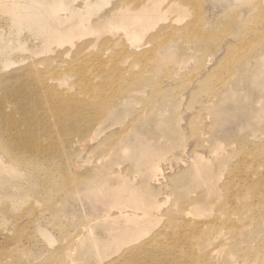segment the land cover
<instances>
[{
    "label": "rangeland",
    "instance_id": "obj_1",
    "mask_svg": "<svg viewBox=\"0 0 264 264\" xmlns=\"http://www.w3.org/2000/svg\"><path fill=\"white\" fill-rule=\"evenodd\" d=\"M183 3L0 0V264H264V0Z\"/></svg>",
    "mask_w": 264,
    "mask_h": 264
},
{
    "label": "bare ground",
    "instance_id": "obj_2",
    "mask_svg": "<svg viewBox=\"0 0 264 264\" xmlns=\"http://www.w3.org/2000/svg\"><path fill=\"white\" fill-rule=\"evenodd\" d=\"M162 1L159 2H155L153 6L148 7L147 5H145L146 3L143 2V6L142 9L138 10V12L135 11V14L132 15V22L134 21L135 24H138L137 28H132V27H128L125 24H118L116 26H114L113 28L115 30L121 29L124 31L128 41L130 42V44H137V42L142 39L143 35H146L147 31L149 29H152L155 24L159 23L160 20L162 19H166V12L167 9H163L160 7ZM91 3H93L91 1ZM94 4V3H93ZM200 4V0H184L183 7H186V5H190L193 8L199 6ZM62 3H58V6L61 7ZM92 5V4H91ZM260 11L264 12V6H260ZM149 27V29H147ZM117 28V29H116ZM147 29V31H145ZM204 36V35H203ZM202 36V37H203ZM205 38H210L209 35L204 36ZM145 39V37H144ZM117 91V90H116ZM37 94V93H36ZM35 94V95H36ZM119 97V95H116L115 98ZM39 101L41 106H45L48 98L46 97V90L43 89V92H39ZM74 128H81L83 126H79L77 124H73ZM99 127L95 128V131L92 132L91 134L95 133L98 130ZM86 131V133H84L82 136L86 135L87 133H89V129L87 126L83 127L81 129V132ZM16 147L18 148L19 151H29L31 154L37 155L40 154L42 152H44L45 147L47 146H41L39 143L36 142H31L28 139L27 140H23L21 136H19V141L15 144ZM154 164H156L155 162H153V166ZM160 162L154 166V170H156L157 166H160ZM158 170V169H157ZM114 206H119V207H133V205L130 204H118L117 201L114 202ZM134 215L132 214V211L130 212L129 210H127V208L123 211V212H119V215ZM111 216V214H109V217ZM118 217V215H115ZM126 219V217H125ZM146 227L143 228H136L135 229V234H133L132 236H134V239H128L126 240L127 242H133L139 239V237L142 235L141 232H145Z\"/></svg>",
    "mask_w": 264,
    "mask_h": 264
}]
</instances>
